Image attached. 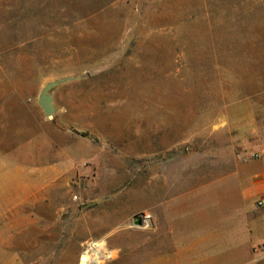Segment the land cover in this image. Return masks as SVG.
Segmentation results:
<instances>
[{
	"label": "rangeland",
	"instance_id": "rangeland-1",
	"mask_svg": "<svg viewBox=\"0 0 264 264\" xmlns=\"http://www.w3.org/2000/svg\"><path fill=\"white\" fill-rule=\"evenodd\" d=\"M66 78L54 264L90 244L93 264H164L161 204L223 175L250 114L264 125V0H0V96Z\"/></svg>",
	"mask_w": 264,
	"mask_h": 264
},
{
	"label": "crops",
	"instance_id": "crops-1",
	"mask_svg": "<svg viewBox=\"0 0 264 264\" xmlns=\"http://www.w3.org/2000/svg\"><path fill=\"white\" fill-rule=\"evenodd\" d=\"M14 94L0 96V264H54L55 226L70 223V196L55 191L70 174V130L39 96ZM247 125L221 177L161 204L162 263L264 264V125L253 114Z\"/></svg>",
	"mask_w": 264,
	"mask_h": 264
},
{
	"label": "water",
	"instance_id": "water-1",
	"mask_svg": "<svg viewBox=\"0 0 264 264\" xmlns=\"http://www.w3.org/2000/svg\"><path fill=\"white\" fill-rule=\"evenodd\" d=\"M65 80H58L55 82H50L48 83L44 89L40 92L39 94V98H38V104L40 105V107L42 108L43 112L47 115V116H51L54 112V106L52 103V96L49 93V90L52 89L54 86L58 85L61 82H64ZM136 225L141 226L142 225V221L141 220H137L135 222Z\"/></svg>",
	"mask_w": 264,
	"mask_h": 264
},
{
	"label": "bare ground",
	"instance_id": "bare-ground-1",
	"mask_svg": "<svg viewBox=\"0 0 264 264\" xmlns=\"http://www.w3.org/2000/svg\"><path fill=\"white\" fill-rule=\"evenodd\" d=\"M95 246H98V244H90L89 246H88V248H87V250H85V252H83V257H82V259H81V261H82V263L81 264H89V263H87V258H89V256H90V252H91V250L93 249H95V257L93 258V263H96V259L100 256L99 255V253H98V251L100 250V249H96L95 248Z\"/></svg>",
	"mask_w": 264,
	"mask_h": 264
},
{
	"label": "built area",
	"instance_id": "built-area-1",
	"mask_svg": "<svg viewBox=\"0 0 264 264\" xmlns=\"http://www.w3.org/2000/svg\"><path fill=\"white\" fill-rule=\"evenodd\" d=\"M258 205H262V202H259ZM261 249L264 250V244L261 246ZM81 259H82V258H80V262H79V264L82 263ZM87 263H89V264H93V259L91 258V256H89V258H87Z\"/></svg>",
	"mask_w": 264,
	"mask_h": 264
}]
</instances>
